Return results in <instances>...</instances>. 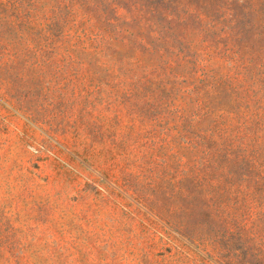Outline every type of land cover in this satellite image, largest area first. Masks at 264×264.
Wrapping results in <instances>:
<instances>
[{
	"label": "rangeland",
	"instance_id": "rangeland-1",
	"mask_svg": "<svg viewBox=\"0 0 264 264\" xmlns=\"http://www.w3.org/2000/svg\"><path fill=\"white\" fill-rule=\"evenodd\" d=\"M0 264H264V0H0Z\"/></svg>",
	"mask_w": 264,
	"mask_h": 264
}]
</instances>
